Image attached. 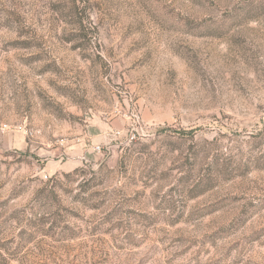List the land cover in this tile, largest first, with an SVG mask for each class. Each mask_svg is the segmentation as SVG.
Instances as JSON below:
<instances>
[{
    "label": "rangeland",
    "instance_id": "rangeland-1",
    "mask_svg": "<svg viewBox=\"0 0 264 264\" xmlns=\"http://www.w3.org/2000/svg\"><path fill=\"white\" fill-rule=\"evenodd\" d=\"M0 122V264H264V0H0Z\"/></svg>",
    "mask_w": 264,
    "mask_h": 264
},
{
    "label": "built area",
    "instance_id": "built-area-1",
    "mask_svg": "<svg viewBox=\"0 0 264 264\" xmlns=\"http://www.w3.org/2000/svg\"><path fill=\"white\" fill-rule=\"evenodd\" d=\"M12 130L13 129H12V127L10 125L0 122V134L9 133ZM15 130H22V127L17 126V127H15ZM98 150H100V147L98 148Z\"/></svg>",
    "mask_w": 264,
    "mask_h": 264
}]
</instances>
